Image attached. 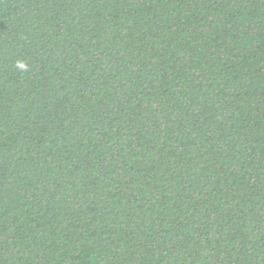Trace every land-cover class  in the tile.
I'll use <instances>...</instances> for the list:
<instances>
[{"label":"trees","instance_id":"1","mask_svg":"<svg viewBox=\"0 0 264 264\" xmlns=\"http://www.w3.org/2000/svg\"><path fill=\"white\" fill-rule=\"evenodd\" d=\"M0 264H264V0H0Z\"/></svg>","mask_w":264,"mask_h":264},{"label":"clouds","instance_id":"2","mask_svg":"<svg viewBox=\"0 0 264 264\" xmlns=\"http://www.w3.org/2000/svg\"><path fill=\"white\" fill-rule=\"evenodd\" d=\"M19 66L22 67V68L25 67V65H23L22 63Z\"/></svg>","mask_w":264,"mask_h":264}]
</instances>
